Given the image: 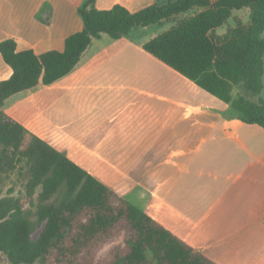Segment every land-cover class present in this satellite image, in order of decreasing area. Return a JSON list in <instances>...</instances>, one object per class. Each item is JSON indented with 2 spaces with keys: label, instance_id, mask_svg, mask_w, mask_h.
<instances>
[{
  "label": "crops",
  "instance_id": "0c3cea01",
  "mask_svg": "<svg viewBox=\"0 0 264 264\" xmlns=\"http://www.w3.org/2000/svg\"><path fill=\"white\" fill-rule=\"evenodd\" d=\"M84 1L0 0V44L13 39L19 52L38 55L63 51L66 39L83 29ZM167 1L97 0L96 8L121 5L135 13ZM134 32L94 40L70 75L12 96L6 114L20 123L21 110L42 116L48 131L99 152L101 163L121 166L122 196L145 201L154 220L216 264H264V128L245 123L183 76L168 87L132 77L119 59L137 47ZM12 74L0 53V82ZM31 97L36 106L26 103Z\"/></svg>",
  "mask_w": 264,
  "mask_h": 264
},
{
  "label": "trees",
  "instance_id": "16d2710c",
  "mask_svg": "<svg viewBox=\"0 0 264 264\" xmlns=\"http://www.w3.org/2000/svg\"><path fill=\"white\" fill-rule=\"evenodd\" d=\"M96 1L78 9L83 29L66 39L63 51L38 55L19 52L13 39L0 44L13 70L0 82V183L23 162L29 175L28 209L22 199H0V253L9 264H216L154 220L145 201L119 195L7 115L4 105L70 75L103 35L116 41L173 21L142 49L245 123L264 128V0H170L135 13L121 5L101 11ZM243 10L247 22L233 18Z\"/></svg>",
  "mask_w": 264,
  "mask_h": 264
},
{
  "label": "rangeland",
  "instance_id": "374dc122",
  "mask_svg": "<svg viewBox=\"0 0 264 264\" xmlns=\"http://www.w3.org/2000/svg\"><path fill=\"white\" fill-rule=\"evenodd\" d=\"M241 19L248 21L247 12H241L238 14ZM230 25H234V21L231 19L229 21ZM173 25V21L164 22L162 25H152L146 28H138L136 31L141 30L140 34H133L135 39V44L137 47H133L132 49H126L122 54V59H119L122 63L124 70L128 73H131L132 77H140L141 79H150L155 83L166 84L168 87L169 81L176 82V79H182L178 73L164 65L163 63L156 60L150 54L145 52L140 45L141 42H147L148 40L160 35L165 30L169 29ZM219 34H223L225 32V27L220 29ZM138 49V50H137ZM115 70V69H114ZM184 81V80H182ZM178 85V83H175ZM146 90V87H144ZM173 92H176L177 89L172 88ZM189 102L192 104L194 100L193 96L190 95ZM196 100V99H195ZM199 101V100H198ZM195 102V101H194ZM27 104L35 103L36 106V98L31 97L27 100ZM194 105V103L192 104ZM19 119L21 123H23L26 128L34 133L37 132L41 134L44 139L50 143L52 146L56 147L60 151L66 152V154L71 158L76 160L80 165H82L87 171L93 172L97 178L102 180L106 185L110 186L114 191H116L119 195L122 196V186L124 183L117 175L121 173V166H117L116 164L111 163L110 165L101 163L100 153L94 154L93 151L83 150L74 147V144L69 139L68 135L65 134H55L52 131H48L46 127L51 129L50 124H47L45 127V118L42 116H30L29 112L27 115L23 113V110L18 111ZM18 118V117H17ZM44 122V123H43ZM47 133V134H46ZM70 141V142H69ZM1 151V147H0ZM98 162V163H96ZM28 171L27 165L23 162L15 171L9 172L7 174H2V182L0 183V199L3 198H14V199H22V201L27 205L26 209H28L29 204L26 201V183L28 181ZM117 178V179H116ZM131 185H129L126 190H129ZM145 191H148L146 187H144ZM0 264H9L7 258L0 253Z\"/></svg>",
  "mask_w": 264,
  "mask_h": 264
}]
</instances>
